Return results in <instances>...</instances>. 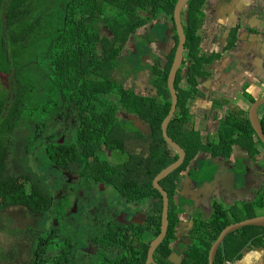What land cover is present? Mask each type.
<instances>
[{
  "label": "trees",
  "instance_id": "16d2710c",
  "mask_svg": "<svg viewBox=\"0 0 264 264\" xmlns=\"http://www.w3.org/2000/svg\"><path fill=\"white\" fill-rule=\"evenodd\" d=\"M61 1L0 0V212L23 207L36 216L24 231L28 264H144L161 227L162 197L152 181L177 159L161 124L170 109L166 82L178 43V0H63L53 26L43 28L48 8ZM211 7L210 0H189L181 14L185 45L167 134L185 158L159 182L168 197V228L151 264H209L224 228L264 217L263 175L251 201L227 207L211 199L209 214L196 207L188 221L180 218L185 205L205 202L201 186L231 168L233 147L264 157L249 120L226 113L212 139L195 126L199 80L221 60L198 35L205 28L199 16ZM242 32L231 19L221 38L224 52L249 46ZM35 49L33 69L21 73L22 56ZM209 104L213 111L226 105L221 97ZM24 113L33 120L51 115L52 125H21ZM72 175L76 184L69 183ZM184 178L194 184L191 201L182 194ZM261 234L264 227L255 225L230 232L213 264L232 261L248 241L262 244ZM11 254L0 250V261Z\"/></svg>",
  "mask_w": 264,
  "mask_h": 264
},
{
  "label": "rangeland",
  "instance_id": "374dc122",
  "mask_svg": "<svg viewBox=\"0 0 264 264\" xmlns=\"http://www.w3.org/2000/svg\"><path fill=\"white\" fill-rule=\"evenodd\" d=\"M211 2V8L206 10V14H202L199 16L201 20L205 22V28L201 31H199L198 35H200L203 39H206L207 41V49L210 50L213 47L217 48L219 52L224 50V47L219 46V41L224 35V32L227 30V27L230 25L231 19H237L240 20L238 23H247V16H252L254 13L259 14L261 12L260 6H264V0H210ZM257 2V3H256ZM263 2V3H262ZM65 2L62 0L61 2H58V4H52L51 7L48 8L47 12L45 13V17L42 20V26L43 28L49 29L53 26L55 23V16L56 13L61 10L64 7ZM257 4V5H256ZM263 24V23H262ZM251 27L252 24L250 23ZM264 26V24H263ZM261 26V27H263ZM250 26H246L243 29V32L240 33V37L248 39L250 41V46H241L237 49H233L230 54L224 53L225 59L221 60L218 63L214 64V67H212L211 71H214L212 74L213 82H217L216 85H211L212 88L207 90L205 99V105L203 104L204 101L202 99H197L198 103H200L202 106L194 108L196 112L199 111L200 113H197V119L194 120L195 126L197 129H204V127L210 128V134L215 133L214 122L209 121L212 123V125L209 126L208 121H204V119H199L200 116L202 117L203 111L209 109V101L212 99H217L219 95L222 99L228 98V101L230 102V99L235 102H230V104L238 105V101H241L242 99L239 97H245L247 92L251 91L253 87L257 88V80H249L246 82V80H243L242 82L240 80L239 83L237 82H229L226 85L228 88L226 89V86L222 88V83H225L226 80H229L231 78L233 70L236 69L234 65L230 67L231 63H233L237 57L238 60H240V55H244L242 53H247L251 50V52H255V59L256 62L254 65H252L253 70L256 71L257 68L261 67L262 58L261 53L264 54V30L260 28L256 29H250ZM253 30H256L257 32H251ZM143 35V34H142ZM147 35V34H145ZM143 36L140 38L142 39ZM171 47V44H169ZM143 47H146L144 45ZM151 48L153 46H150ZM159 47H161V43L157 45L156 47H153L156 52L159 51ZM253 48V49H252ZM35 50L30 51V53H26L22 56L18 70L23 72H27L28 70L33 69V58L31 55H34ZM237 50H240V54L233 55L237 52ZM246 54V53H245ZM264 57V56H263ZM237 61V60H236ZM144 62L151 63V61L147 58L144 59ZM205 71L209 72V69H205ZM246 71V67L242 65V67L238 70L239 74L242 73L244 75V72ZM241 72V73H240ZM241 75V76H242ZM202 79H200L201 81ZM204 84L205 82H201ZM221 84V85H220ZM224 85V84H223ZM246 85V89L243 88V86ZM262 87H264V82L261 83ZM0 87L2 85L0 84ZM141 87L144 88V91L147 92V95L149 94V91H147L149 88H147L144 84L141 83ZM182 87H185V84L182 83ZM216 88V90H213ZM231 90L230 99L229 97L225 96L226 91ZM218 95V96H217ZM200 98V97H199ZM254 100L257 99V96L253 98ZM35 100V99H34ZM256 103V101H253ZM251 101V106H249L248 114L250 111H252L253 106L255 103ZM226 106V105H225ZM223 108L222 112L216 113L214 118H219L221 115L225 116L226 113H232L233 108L230 105L229 107ZM228 106V105H227ZM247 106V105H246ZM260 111L262 113L261 118H257V124L260 129V132L262 136L264 137V104L257 108V113ZM203 112V113H202ZM234 113V112H233ZM232 113V114H233ZM122 117L123 115L126 116V114L121 111ZM127 121H132L133 125L135 127L139 126V129H142L144 127L143 124L139 123L137 120H134V118L131 117H123ZM33 116L29 113L22 114V119L19 122L21 125H27L28 123H32L33 121H36L37 123L45 122L47 126L52 125L53 116L48 115H39L36 120H33ZM187 130V128H186ZM211 139L213 135L209 136ZM229 161V160H228ZM230 169H224L222 174H220V180L217 181L216 188L210 187L209 185H205L204 187H201V192L206 196L208 199V202L203 203L199 202L198 206L203 207V210L207 212L206 210H209V200L212 197H216L219 199V201H223L227 205H231L234 203L233 198L236 200H240L242 197L245 199H251L255 193L253 190H256L258 185L262 182V176L264 175V157L262 155H258L255 157H246V153L244 151H240L237 147L232 148V158L229 162ZM17 168H15V171ZM242 173L245 174V181L244 184L242 183ZM70 184H76L77 178L73 175L70 177L69 180ZM192 185H186V180H182L181 186L183 189V196L186 200L191 201L192 197ZM197 185V184H196ZM242 186V187H241ZM65 191V189H64ZM252 191V192H251ZM251 192V193H249ZM249 193V194H248ZM72 200V196H69ZM196 207V206H194ZM194 207L184 206L185 213L180 216L181 219L187 220L191 213L194 212ZM83 216H85V213H83ZM36 220V216L34 214L27 213L23 207H13L8 208L5 210H2L0 212V250L3 252V254L7 253H13L9 255L8 257H4L0 264H28L27 258H26V249L25 246L28 244L29 236L25 234V230L29 227H32L34 225Z\"/></svg>",
  "mask_w": 264,
  "mask_h": 264
},
{
  "label": "crops",
  "instance_id": "0c3cea01",
  "mask_svg": "<svg viewBox=\"0 0 264 264\" xmlns=\"http://www.w3.org/2000/svg\"><path fill=\"white\" fill-rule=\"evenodd\" d=\"M257 3V2H256ZM263 3V2H262ZM258 7H260V10H261V12L258 14L259 16L257 17H255V15H257V14H253L252 16H247L246 18H247V23H244V22H242V23H238V21H240V20H237V19H234V21L237 23V24H239V25H241L242 26V29H244L246 26H250L249 28L250 29H258V28H260V29H262V30H264V26H263V24H264V6H260V5H258ZM206 13V12H205ZM250 23L252 24V26L253 27H251V25H250ZM263 23V24H262ZM261 26H263V27H261ZM264 39V38H263ZM205 40V46H204V50L206 51V52H215V53H220V55H221V60H223V59H225V56L223 55V52H224V50L223 51H221V52H219L218 51V49L217 48H215V47H213L212 49H210V50H208L207 49V41H206V39H204ZM249 42V46L251 47V44H250V41H248V39H247V43ZM219 46H222V47H224V44H221V40L219 41V44H218ZM245 46H247V45H245ZM253 49V48H252ZM232 51V50H231ZM230 51V52H231ZM240 50H237V52L236 53H234L233 55H236L237 54V56H238V54H240V52H239ZM230 52H224V53H229L230 54ZM246 53V54H245ZM242 54H244V55H240V60H238V57H237V61L235 60L233 63H231V65H230V67H232L233 65H234V67H236V69L235 70H233V72H232V75H231V78L229 79V80H226L225 81V83H222V88H224V86H226V89L228 88V86L226 85L227 83H229V82H231V81H233V82H237V83H239L240 81L242 82L243 80H246V82H248L249 80H253V81H255V79L257 80V88L256 87H253V89L251 90V91H249V92H247V94L245 95V97H239V98H241L242 100L241 101H238L239 103H237L238 105H235V104H230V102H235L236 101V99L234 100V101H232L231 99H230V94H231V90H229V91H226V93H225V96H227V97H229V99H230V102L228 101V98H225V99H223V100H225V103H226V106H225V108L226 107H229L230 105L232 106V108H233V111H232V113H233V115H235V116H237V117H239L240 119H243V120H248V109H249V106H251V101L250 100H252L251 99V97H255V96H257V99H255V101L257 102V101H259L260 99H262V98H264V87H262V85H261V83L262 82H264V60L262 59V61H261V63H262V65H261V67H259V69L257 68V70L256 71H254L253 69L254 68H252V65H254L255 66V62H256V60H254L255 59V52H251V50H250V52H248L247 53V51L246 52H244V53H242ZM261 57L262 58H264L263 56H264V54H262L261 53ZM220 60V61H221ZM254 62V63H253ZM242 65H244V67H246V71L244 72V75H242V73L241 74H239V72H238V70L242 67ZM212 67H214V65L213 66H208L207 67V69H209V72H210V77L207 79V78H204V79H202L201 81L199 80V84L201 85V88H202V90H203V95H202V97H200V98H197V99H202L203 101H205L204 100V98L206 97V92H207V90H209L210 88H212L211 87V85H212V83H213V85H216L217 84V82H213V77H212V74H213V72L214 71H211L212 69ZM207 72V71H206ZM209 72H207V73H209ZM242 75V76H241ZM238 80H240V81H238ZM201 82H205L204 84H202ZM224 84V85H223ZM243 88L244 89H246V85H244L243 86ZM213 90H216V88L214 89V87H213ZM218 96V95H217ZM221 96H223V95H219V97H221ZM222 98V97H221ZM197 104L195 105V107L194 108H197V107H201L202 105L200 104V103H198V101L196 102ZM204 105H205V102L203 103ZM228 105V106H227ZM247 105V106H246ZM209 106V109L208 110H205V111H203L202 113H203V115H202V117L200 116V118L199 119H204V121H210L211 119L213 120V119H217V121H214V127L213 128H215L216 130H215V133H217V129H218V125H219V121H221L222 119H223V115H221L219 118L217 117V118H214L215 117V115H216V113H220V112H222V110H212L211 109V105H208ZM211 111H213V112H211ZM193 112H195L196 113V117H197V113H200L199 111H197L196 112V110L194 109L193 110ZM259 113H261L260 111H258V113H257V118H259ZM201 114V113H200ZM211 120V121H212ZM209 124V126L210 125H212V123L211 122H209L208 123ZM208 129H210L211 130V127L210 128H207V127H204V129H199L203 134H208L209 136L210 135H213L214 136V134L215 133H211L210 134V130H208ZM236 147V146H235ZM238 148V147H237ZM240 151H242L240 148H238ZM246 153V152H245ZM246 157H247V154H246ZM219 178H220V175H219ZM243 178V175L241 176V179ZM217 183V182H216ZM209 184V186L210 187H213V188H216V186H217V184ZM260 184H262V182L260 183ZM205 186V185H204ZM203 186V187H204ZM258 186H260V185H258ZM257 186V187H258ZM202 187V186H201ZM242 187V186H241ZM201 189V188H200ZM256 190H257V188H255ZM256 190H253L254 191V193L256 194ZM192 191V190H191ZM200 192H201V190H200ZM252 192V191H251ZM251 192H249V193H251ZM192 193V192H191ZM248 193V194H249ZM201 194L203 195V197L205 198V202H203V203H206V202H208V199L206 198V196L203 194V192H201ZM255 196V195H254ZM254 196L249 200V199H245V198H241V199H243L244 201H251L253 198H254ZM193 197V196H192ZM211 199H214L215 201H219V199H217L216 197H212ZM211 199L209 200V204L208 205H210V202H211ZM233 200H234V203L233 204H231V205H227V204H225L223 201H222V204H224V206H227V207H229V206H232V205H240V200H236L235 198H233ZM219 202H221V201H219ZM198 203L199 202H195L194 204H193V206H189V207H194V206H196V207H201V206H198ZM196 207H194V210H195V208ZM202 209H203V207H201ZM210 206H209V210H206L207 212H205L204 211V213L205 214H209V212H210ZM185 213V212H184ZM192 214V213H191ZM190 214V215H191ZM190 217V216H189ZM184 221H188L189 220V218L187 219V220H185V219H183ZM184 230H187L186 228H184ZM183 230V231H184ZM181 232V231H180ZM260 239H261V241H262V244H259L258 242H251V241H248L244 246H242L240 249H238V252H237V254H236V256L235 257H233V260L231 261L233 264H264V235H262L261 234V236L259 237ZM233 249H236V248H233ZM240 250V251H239ZM226 262V261H225ZM224 262V263H225ZM223 263V264H224Z\"/></svg>",
  "mask_w": 264,
  "mask_h": 264
},
{
  "label": "water",
  "instance_id": "95a60500",
  "mask_svg": "<svg viewBox=\"0 0 264 264\" xmlns=\"http://www.w3.org/2000/svg\"><path fill=\"white\" fill-rule=\"evenodd\" d=\"M189 0H178L174 10H173V23L175 27V33L178 38L177 47L174 53L173 61L168 73L167 77V89L170 95V109L166 116V118L163 120L161 124V132L162 137L164 141L168 144L170 148L175 150L177 152V159L175 162L167 166L166 168L162 169L153 179L152 186L154 189H156L161 197H162V211H161V227L159 234L150 242L149 248L147 251V258L144 264H151L153 260V253L155 249L159 246V244L164 240L167 228H168V197L165 190L160 186L159 182L166 178L169 174L174 172L176 169H178L184 161L185 158V152L184 150L176 143L174 142L167 134V126L172 119V117L175 114L176 106H177V97L174 90V82L176 78V74L179 70V68L182 65L183 62V53H184V45H185V36L181 25V14L183 13V10L186 6V3ZM264 104V98L260 99L255 103V105L252 108V111H250L248 115V120L252 126L257 132V136L260 138L261 142L264 144V137L262 136L260 129L257 124V108ZM245 225H255V226H264V217H258L253 218L250 220H245L241 223L232 224L230 226H227L222 230V232L219 235V238L212 246L210 253H209V264H213L214 255L216 253V250L220 244V242L223 240V238L229 234L230 232H233L242 226Z\"/></svg>",
  "mask_w": 264,
  "mask_h": 264
},
{
  "label": "built area",
  "instance_id": "2783aa9c",
  "mask_svg": "<svg viewBox=\"0 0 264 264\" xmlns=\"http://www.w3.org/2000/svg\"><path fill=\"white\" fill-rule=\"evenodd\" d=\"M224 264H233L231 261H226Z\"/></svg>",
  "mask_w": 264,
  "mask_h": 264
},
{
  "label": "clouds",
  "instance_id": "9594fccd",
  "mask_svg": "<svg viewBox=\"0 0 264 264\" xmlns=\"http://www.w3.org/2000/svg\"><path fill=\"white\" fill-rule=\"evenodd\" d=\"M264 227V226H263Z\"/></svg>",
  "mask_w": 264,
  "mask_h": 264
}]
</instances>
